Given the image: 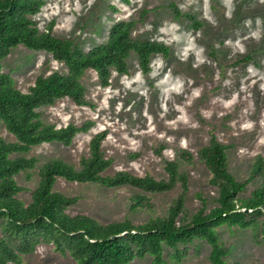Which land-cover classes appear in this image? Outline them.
Instances as JSON below:
<instances>
[{
  "label": "rangeland",
  "instance_id": "rangeland-1",
  "mask_svg": "<svg viewBox=\"0 0 264 264\" xmlns=\"http://www.w3.org/2000/svg\"><path fill=\"white\" fill-rule=\"evenodd\" d=\"M45 1L34 16L39 28L43 31L54 22L53 35L73 40L84 51L105 43L115 22L133 20L134 38L162 42L170 47V55H154L150 70L144 72L133 52L128 58V73L113 70L111 84L106 87L100 84L96 71L88 70L82 82L89 105L63 98L40 108L43 121L58 128L87 121L94 124L89 131L78 133L70 145L42 143L21 154L39 159L35 169L17 175L24 188L19 198L25 203L32 200L38 171L45 162L63 159L80 168L81 158L89 154L91 138L104 130L108 134L103 149L112 160L106 171L110 175L129 171L164 178L166 160H179L182 149L194 153L193 161L180 160L181 171L189 176L186 206L191 214L203 206L209 211L217 205L218 191L198 157L212 135L228 145L230 167L239 179L248 177L256 157L264 159V0ZM186 13L194 14L202 26L193 28ZM247 56L249 60L239 62ZM3 70L23 92H28L39 76L68 72L51 53L24 45L12 49L3 61ZM0 137L16 140L4 124H0ZM259 185V180L252 182L242 196H249ZM55 189L78 198L70 214H86L102 223L130 219L135 224L165 215L181 192L179 184L166 192H147L132 186L108 188L63 178L57 179ZM136 194L147 196L154 208H133L131 198ZM217 230L228 250V262L264 264L260 227L223 224ZM182 249V258H173V251L165 248L164 264H211V247L205 241L195 240ZM19 264L76 262L69 254L57 251L54 244L41 243ZM130 264H153V258H137Z\"/></svg>",
  "mask_w": 264,
  "mask_h": 264
},
{
  "label": "trees",
  "instance_id": "trees-1",
  "mask_svg": "<svg viewBox=\"0 0 264 264\" xmlns=\"http://www.w3.org/2000/svg\"><path fill=\"white\" fill-rule=\"evenodd\" d=\"M45 3V0H0V124L16 138L8 141L0 137V264L21 263L23 256L33 253L41 243L54 244L57 251L69 254L76 264H130L146 256L153 258V264H164L165 248L173 251V258H182V246L195 240L209 244L211 264H245L225 259L228 250L217 228L223 224L240 228L258 226L264 239V159L256 157L248 177L239 179L230 167L228 145L215 135L198 152L210 172L211 185L218 191L217 205L209 211L203 206L191 214L186 206L189 176L181 171L180 160L193 161L194 153L182 149L179 160H166L164 178L129 171L110 175L106 171L112 160L103 149L106 130L91 138L89 154L81 158L80 168L63 159L49 160L38 171L39 182L32 200L25 203L19 198L24 188L17 175L35 169L39 162L36 156L21 154L42 143L70 145L78 133L89 131L94 124L87 121L80 126L69 124L58 128L43 121L40 108L63 98L80 106L89 105L82 82L88 70L96 71L100 84L106 87L111 84L113 70L128 73L131 53H137L144 72L150 70L154 55H170V47L162 42L134 38L133 20L115 22L105 43L84 51L73 40L53 35L54 22L43 31L39 28L34 16ZM173 9L178 16L182 14L174 5ZM185 16L193 28L202 26L194 14ZM19 45L51 53L67 66L68 72L53 71L39 76L28 92L21 91L12 75L3 70L4 59ZM249 59L247 56L239 62ZM163 148L157 153L161 154ZM58 178L108 188L132 186L147 192H166L179 184L181 192L163 216H154L141 224L130 219L102 223L86 214L69 213L78 198L55 189ZM256 180L260 185L243 197L242 193ZM131 203L133 208H154L144 194L133 195Z\"/></svg>",
  "mask_w": 264,
  "mask_h": 264
}]
</instances>
